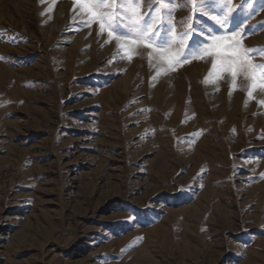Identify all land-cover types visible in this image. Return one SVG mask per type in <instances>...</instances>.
<instances>
[{"label": "rangeland", "instance_id": "374dc122", "mask_svg": "<svg viewBox=\"0 0 264 264\" xmlns=\"http://www.w3.org/2000/svg\"><path fill=\"white\" fill-rule=\"evenodd\" d=\"M261 5L231 3L252 64ZM165 11L133 42L91 0H0V264H264V88L223 56L184 62L217 12L177 57L198 14Z\"/></svg>", "mask_w": 264, "mask_h": 264}, {"label": "snow or ice", "instance_id": "6c2138e0", "mask_svg": "<svg viewBox=\"0 0 264 264\" xmlns=\"http://www.w3.org/2000/svg\"><path fill=\"white\" fill-rule=\"evenodd\" d=\"M91 2L95 9L93 19H95L98 14L100 20L103 21L100 23L101 29L107 24L110 28H113V31L123 36V33L120 31L122 21L117 18L121 13L127 15L129 23L125 25V27H128L131 33H134L133 42H142L149 38V32H152L153 26L158 24L161 20V9L166 10L165 15L168 24L173 23V14L178 9H186L192 14H198L196 15L195 27H193L192 15L182 18L179 21L184 30V35L183 39L180 41V48L175 52L177 57L181 54L180 49L183 48L184 41H186L193 32L197 30L200 32L206 31L205 28L201 26V20L203 17L209 16L211 11H215L218 15H210V19L215 22V25H219V29L212 26L206 32L211 43L209 39H194L188 54L184 56V62L194 53L223 56L226 59L221 62L222 66L228 65L231 67L238 62L239 69L246 74L247 79L250 81L249 86L251 88H264V64H252L246 59L248 52H255L256 50L247 49L242 54L240 51L241 44L235 39L241 25L236 24L235 16L230 15L233 12L231 6L232 0H183V3H179L178 0H145L148 11L154 13V15H150L146 21L143 20L140 13L141 0H91ZM153 5H155V8H153ZM117 7H119L120 11L116 10ZM106 9L107 11H105ZM261 10H264V5H261ZM229 25H232V28L227 35H224V29L228 28ZM113 31L108 32L110 37L113 35ZM168 31H172V29L169 28ZM160 32L161 29L157 28L156 35H159ZM217 32L220 34H217ZM156 35L151 37L153 41L156 39ZM245 35H247V33H245ZM166 43L167 41L162 38L160 41L161 47ZM145 46L148 47L150 45L145 44ZM258 54L264 55V51ZM232 75L233 78H235L237 71L233 69ZM248 96L251 98V91L248 92ZM260 103L264 104V100H261Z\"/></svg>", "mask_w": 264, "mask_h": 264}]
</instances>
